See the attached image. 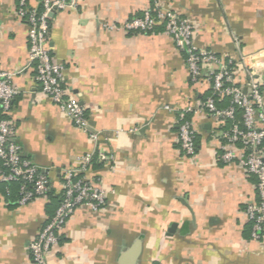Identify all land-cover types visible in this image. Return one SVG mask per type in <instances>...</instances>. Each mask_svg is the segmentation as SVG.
<instances>
[{"label": "crops", "instance_id": "1", "mask_svg": "<svg viewBox=\"0 0 264 264\" xmlns=\"http://www.w3.org/2000/svg\"><path fill=\"white\" fill-rule=\"evenodd\" d=\"M40 1L27 5L38 8ZM160 4L189 21L198 50L230 61L240 79L252 69L264 97V0ZM16 6L17 0H0V70L14 74L20 89L9 118L22 157L51 169L50 192L58 197L59 170L95 147L39 97L28 66L27 26ZM149 6L150 0H77L75 10L51 17L48 47L64 68L63 85L106 139L112 161L94 159L91 167L107 191L105 209H78L47 264H264V233L253 241L244 213L256 200V179L218 159L223 128L204 113L189 115L197 132L193 161L178 142L174 110L204 101L209 84L191 83L184 55L162 25L152 34L104 28L142 17ZM16 195L15 186L0 184V264H35L27 245L53 215L56 200L18 207ZM136 243L138 253L122 261Z\"/></svg>", "mask_w": 264, "mask_h": 264}, {"label": "built area", "instance_id": "2", "mask_svg": "<svg viewBox=\"0 0 264 264\" xmlns=\"http://www.w3.org/2000/svg\"><path fill=\"white\" fill-rule=\"evenodd\" d=\"M160 2L150 0L142 17L131 18L120 26L105 24L104 28L152 34L158 25H162L164 33L184 55L191 83L209 84L210 95L204 101L177 110L163 109L175 111L178 142L184 157L191 161L196 157L197 132L189 115L204 113L217 127L223 128L218 159L225 164L237 165L246 176L256 179V200L246 203L244 213L251 226V239L260 241L264 233V97L261 85L254 79L252 69L246 68L240 79L230 61L210 51L198 50L194 44L193 26L188 20L164 9ZM76 7L77 0H41L38 8H29L27 0H17L15 12L27 26L28 66L35 70L39 97L50 100L95 147L93 152L78 156L75 166L59 170V205L27 245L28 255L35 264H47V257L58 245L66 223L78 209L98 213L107 204V191L99 179L91 176L94 159L108 165L112 161L103 145L106 139L91 126L79 101L64 87V68L52 58L48 47L52 13L75 10ZM19 94L14 74L0 70V184L17 185L16 204L25 207L46 198L51 189V169L40 168L24 159L15 141V128L9 115ZM223 102H227L226 107L217 105ZM237 113L240 120H237Z\"/></svg>", "mask_w": 264, "mask_h": 264}, {"label": "trees", "instance_id": "3", "mask_svg": "<svg viewBox=\"0 0 264 264\" xmlns=\"http://www.w3.org/2000/svg\"><path fill=\"white\" fill-rule=\"evenodd\" d=\"M158 30V29H157ZM154 31H156V29H154ZM237 120H240V114L239 113H237ZM2 185H4V184H2ZM12 185L13 186H15L16 187V194H17V190H18V186L17 185H15V184H11V185H8L9 187L11 186L12 187ZM17 196V195H16ZM46 197L48 198V199H51V200H56V205H55V209L57 208V206L59 205V196L57 197V196H53V192L51 191V192H49L47 195H46ZM54 209V210H55Z\"/></svg>", "mask_w": 264, "mask_h": 264}, {"label": "water", "instance_id": "4", "mask_svg": "<svg viewBox=\"0 0 264 264\" xmlns=\"http://www.w3.org/2000/svg\"><path fill=\"white\" fill-rule=\"evenodd\" d=\"M54 13H52L51 17L53 16ZM139 243H136L135 246H133L127 253L126 255L122 258V261L125 259H132L139 251Z\"/></svg>", "mask_w": 264, "mask_h": 264}]
</instances>
